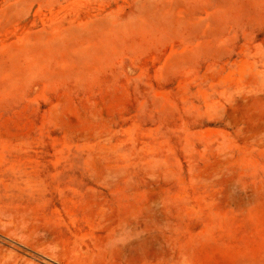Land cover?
<instances>
[{"label":"rangeland","instance_id":"374dc122","mask_svg":"<svg viewBox=\"0 0 264 264\" xmlns=\"http://www.w3.org/2000/svg\"><path fill=\"white\" fill-rule=\"evenodd\" d=\"M84 2L57 38L42 19L64 0H0V129L14 134L0 137V206L28 222L0 213L1 232L14 225L0 264H164L159 228H210L199 264H264V133L247 130L264 100L237 123L223 110L264 88L238 79L264 67V0ZM230 35L227 50L179 53ZM9 167L18 189L3 187Z\"/></svg>","mask_w":264,"mask_h":264},{"label":"bare ground","instance_id":"6f19581e","mask_svg":"<svg viewBox=\"0 0 264 264\" xmlns=\"http://www.w3.org/2000/svg\"><path fill=\"white\" fill-rule=\"evenodd\" d=\"M84 1L85 0H64V3L62 5H60L58 9H52L47 16L43 17V19H42L43 24H45L47 26H51L52 30H53L52 32L54 33V36L57 38L63 37L64 35H66V33H71V31L66 32L65 30H62L61 27L59 28V26L62 25L63 21H65L66 19L68 20V18L66 17L67 14L70 11H72V12L75 11L77 6H81V5L85 4ZM99 2L102 3V2H105V0H99ZM19 4L21 6H27L26 1H22V2L20 1ZM220 11H221V9L219 8L215 12L218 13ZM216 13H214V14H216ZM169 15H173V14H169ZM173 17L177 18V16H175V15H173ZM156 20H160V18H157ZM135 25L136 26L138 25V28L140 29V31L137 32L136 34H138V33L139 34H144V33L149 34L151 32L147 27L148 24L145 22L144 18H142V17H140L136 20ZM20 30H21V28H20ZM162 30L163 29H161L160 31L162 32ZM18 32H19V30H18ZM176 34L179 36V38L182 37L179 33H176ZM15 35H17V34H15ZM128 35L129 34H127V36ZM165 35H163V36H165ZM207 35L213 37L215 35V33H210ZM31 38H33V35L28 31H24L19 35V40L22 42L28 41ZM234 39H235V36L230 35L228 37L219 38V40L215 41L213 44L212 43L208 44L204 40L198 41L196 43L186 42V44L183 47L179 48L180 49L179 53H185V54H189L191 52L199 53V52L205 51L208 48H216V47H218V48L223 47L224 49L227 50V49L231 48V46L234 42ZM0 48L5 49L6 46L1 44ZM179 49L172 47L171 53H174L175 51H177ZM190 69L193 71L192 68H190ZM238 77H239L238 79H241V80H259V79H261L260 80V81H262L261 83H264V67H262V69L256 68L255 70H253V69L241 70V72H239ZM261 85H263V84H261ZM252 98L256 99V100H260V101L264 100V88L260 89L259 93L252 94V95H245V96H241V97H237V98L232 99V103L230 104L229 108L223 107V110L225 111L224 114L227 116V118L229 120H231L234 123H237L238 120H240L239 116H238V108L237 107H240L242 105V103H247ZM247 130L251 134V136H256V135L261 136V134L264 133V120H261L255 124H253L251 126V129H247ZM13 135L14 134L9 130L0 129V137L10 136V138H11V136H13ZM19 136H21V135H19ZM17 145L18 144H16V146ZM4 147L5 146H3L2 149L6 150V148H4ZM24 147L17 146L15 148V150L16 151H24ZM115 148H116V146H115ZM115 148H112V149H115ZM25 152H26V150H25ZM0 158H2V157H0ZM23 158H25V157H23ZM23 160H24L23 162H25L26 166L29 165L31 162L30 158H27L26 160L23 159ZM23 168H25V166ZM15 169H16L15 167L7 168L8 171L6 170V173H9L10 175L8 176L7 182L3 185V187H5V188L9 187L11 189L20 188L21 184L18 181L20 176L18 175V171L15 172ZM29 178L27 176H25V182L30 183V181H32V180H30ZM8 208H9V205H7V204L1 205L0 206V213L3 215L9 213L8 216H9V220L11 223H13L17 227H25L28 222L21 220L22 218L19 219V216L12 212V210H13L12 207H10L9 211H8ZM14 225L12 226V228H8V232H1L0 231V235L7 234L10 237H13L9 234V232H11L13 230ZM157 230H159L158 233L162 237L164 244H166L165 245L166 252H165V255L162 259V262L164 264H199L198 254H199L200 249L204 245H206L207 243L214 242L212 240V237L209 236L210 230H211L210 228H207L206 230L205 229L202 230V232L199 234L198 233L190 234L185 239L181 237V232L178 228H175L174 234H171L169 229L167 231H165L163 228H159ZM0 242L7 244V241L5 239H3L1 236H0ZM24 243L26 244L27 247H29L30 250H37L40 247L41 240L38 239L37 237L36 238L32 237L31 239H30V237H28L26 239V242H24ZM27 253L31 257L34 256L28 250H27ZM73 260H75V259H73ZM69 263L70 264H80L78 261H71V260H69ZM5 264H7V263H5ZM159 264H161V263H159Z\"/></svg>","mask_w":264,"mask_h":264}]
</instances>
